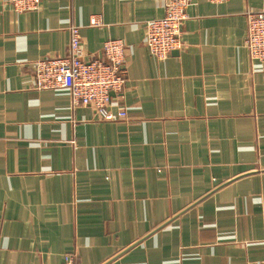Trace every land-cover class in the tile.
Masks as SVG:
<instances>
[{
  "label": "crops",
  "instance_id": "obj_1",
  "mask_svg": "<svg viewBox=\"0 0 264 264\" xmlns=\"http://www.w3.org/2000/svg\"><path fill=\"white\" fill-rule=\"evenodd\" d=\"M192 1L158 60L144 24L165 0H0V264L264 263V62L244 44L264 0ZM70 24L85 59L125 42L108 119L34 86Z\"/></svg>",
  "mask_w": 264,
  "mask_h": 264
},
{
  "label": "built area",
  "instance_id": "obj_2",
  "mask_svg": "<svg viewBox=\"0 0 264 264\" xmlns=\"http://www.w3.org/2000/svg\"><path fill=\"white\" fill-rule=\"evenodd\" d=\"M208 1L219 4L225 0ZM8 3L17 12L37 10L40 6V0H8ZM191 4L192 0H165L163 15L145 22L144 44L158 60L181 49L182 25ZM245 18L244 44L249 56L264 62V11L247 10ZM90 24L97 26L100 22L93 17ZM68 32V47L64 55L32 62L34 86L37 89H63L72 108L89 106L99 119H108L112 95L122 92L126 81L122 70L125 42L122 39H107L102 44L99 57L85 59L80 27L70 24ZM73 261L70 253L64 254L63 264H73Z\"/></svg>",
  "mask_w": 264,
  "mask_h": 264
}]
</instances>
